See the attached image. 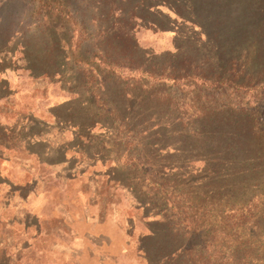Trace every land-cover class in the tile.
<instances>
[{
    "label": "trees",
    "instance_id": "trees-1",
    "mask_svg": "<svg viewBox=\"0 0 264 264\" xmlns=\"http://www.w3.org/2000/svg\"><path fill=\"white\" fill-rule=\"evenodd\" d=\"M144 27L177 51L143 48ZM1 50L85 103L143 168L148 264H264V0H0ZM184 142L182 161L148 156ZM194 171L197 193L177 182Z\"/></svg>",
    "mask_w": 264,
    "mask_h": 264
},
{
    "label": "rangeland",
    "instance_id": "rangeland-1",
    "mask_svg": "<svg viewBox=\"0 0 264 264\" xmlns=\"http://www.w3.org/2000/svg\"><path fill=\"white\" fill-rule=\"evenodd\" d=\"M137 38L157 54L177 51L171 33L144 27ZM25 67L22 54L0 51V264H148L140 243L155 214L143 168L124 153L120 135L88 124L85 103ZM255 105L264 123V104ZM189 149L172 144L148 156L177 162ZM196 175L177 182L190 180L197 193Z\"/></svg>",
    "mask_w": 264,
    "mask_h": 264
}]
</instances>
